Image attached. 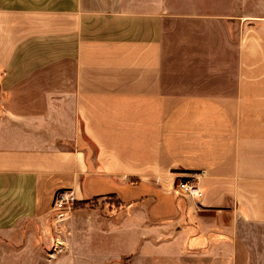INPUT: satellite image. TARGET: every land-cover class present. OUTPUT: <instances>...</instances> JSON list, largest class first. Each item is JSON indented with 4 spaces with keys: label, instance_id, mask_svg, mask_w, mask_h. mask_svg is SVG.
Segmentation results:
<instances>
[{
    "label": "crops",
    "instance_id": "obj_1",
    "mask_svg": "<svg viewBox=\"0 0 264 264\" xmlns=\"http://www.w3.org/2000/svg\"><path fill=\"white\" fill-rule=\"evenodd\" d=\"M0 264H264V0H0Z\"/></svg>",
    "mask_w": 264,
    "mask_h": 264
},
{
    "label": "built area",
    "instance_id": "obj_2",
    "mask_svg": "<svg viewBox=\"0 0 264 264\" xmlns=\"http://www.w3.org/2000/svg\"><path fill=\"white\" fill-rule=\"evenodd\" d=\"M191 178H182L174 188L175 193L188 197H201L203 189ZM79 202L76 191L73 188H61L57 190L51 205V218L55 228H60L74 211Z\"/></svg>",
    "mask_w": 264,
    "mask_h": 264
},
{
    "label": "trees",
    "instance_id": "obj_3",
    "mask_svg": "<svg viewBox=\"0 0 264 264\" xmlns=\"http://www.w3.org/2000/svg\"><path fill=\"white\" fill-rule=\"evenodd\" d=\"M78 206H81L80 203H77V207H78Z\"/></svg>",
    "mask_w": 264,
    "mask_h": 264
},
{
    "label": "rangeland",
    "instance_id": "obj_4",
    "mask_svg": "<svg viewBox=\"0 0 264 264\" xmlns=\"http://www.w3.org/2000/svg\"><path fill=\"white\" fill-rule=\"evenodd\" d=\"M178 182H179V181H178ZM178 182H177V183H178ZM176 185H177V184H176ZM78 203H79V202H78ZM76 208H77V206H76ZM74 210H75V209H74ZM71 214H72V213H71Z\"/></svg>",
    "mask_w": 264,
    "mask_h": 264
}]
</instances>
